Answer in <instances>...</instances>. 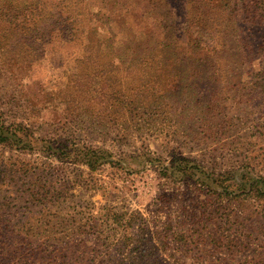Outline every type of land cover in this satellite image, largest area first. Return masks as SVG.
<instances>
[{
	"label": "rangeland",
	"instance_id": "374dc122",
	"mask_svg": "<svg viewBox=\"0 0 264 264\" xmlns=\"http://www.w3.org/2000/svg\"><path fill=\"white\" fill-rule=\"evenodd\" d=\"M33 1L0 0V264L163 221L186 262L264 264V0Z\"/></svg>",
	"mask_w": 264,
	"mask_h": 264
},
{
	"label": "trees",
	"instance_id": "16d2710c",
	"mask_svg": "<svg viewBox=\"0 0 264 264\" xmlns=\"http://www.w3.org/2000/svg\"><path fill=\"white\" fill-rule=\"evenodd\" d=\"M94 3L97 5L98 9H102L107 6L110 2L108 0H94ZM33 4L34 7H37L39 2L38 0H34L33 3L26 4L23 3L21 5H17V9H22L23 7H26V5H31ZM194 5V4H193ZM195 6V5H194ZM2 7H0L1 9ZM94 14H97V11H94ZM31 23H26L24 25H20L21 23H14V28L19 29L17 26H23L21 27L23 30H30L33 32H38V29L36 28V25L34 24L33 21H30ZM13 28V27H12ZM50 25L47 23L46 26L44 27L45 32H49ZM72 28V25L70 26ZM21 30V29H20ZM83 30H89L88 28ZM70 31V30H69ZM82 31V29H81ZM36 33H34L33 36L30 38L34 37ZM52 35V34H51ZM20 37V36H19ZM29 38V39H30ZM18 39V38H16ZM29 39L23 40L20 42V40H17V44H24L25 46L31 45V43L28 41ZM28 41V42H27ZM33 41V40H32ZM48 42L47 39L45 38L44 43ZM26 48V49H28ZM29 54V52H28ZM130 218H126V220L123 219H115L116 224L120 225H128L129 224ZM162 230L156 232L155 235V240L158 243L159 247H154L151 245V239L152 237L149 233H147V236H139L137 238H134L130 236V234H120L119 236L115 237V233H106V234H101L96 233L94 237V241L92 245L90 246V264H160L157 261V255L155 253V249L157 251L159 250L162 253H166V255H170L168 252V239L170 236V240H172L177 246V250H180V255L177 257H174V254H171L173 257H171L170 261H167L163 264H195L191 262H186L185 258L183 257L185 250V247L187 246L186 244V239L183 237L180 233H175L173 229L171 228L169 222L163 221L162 223ZM201 233H197L195 236V241L199 240L202 238ZM173 237V239H172ZM213 242H216L212 247H215V249H221V247H226L228 248V251H231L230 249V244L229 240L224 242L222 239H216L213 240ZM219 246V247H216ZM156 251V252H157ZM60 252L61 256L69 254V258H66V261H60L54 262V257H56L57 253ZM66 252L68 253H62L60 247L55 248L54 251L46 252L42 258L47 259L50 264H65L67 262L70 264L72 262V258H74V253L73 251L68 249ZM64 254V255H63ZM87 256L81 255L79 259L82 260H75V262H80L81 264H86L84 261L86 260ZM71 261V262H70ZM74 264V263H73ZM79 264V263H76Z\"/></svg>",
	"mask_w": 264,
	"mask_h": 264
}]
</instances>
